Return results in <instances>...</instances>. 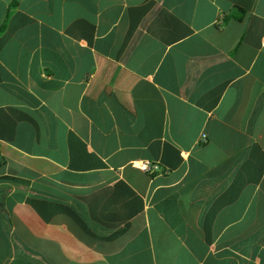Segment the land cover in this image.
<instances>
[{
	"label": "crops",
	"instance_id": "obj_1",
	"mask_svg": "<svg viewBox=\"0 0 264 264\" xmlns=\"http://www.w3.org/2000/svg\"><path fill=\"white\" fill-rule=\"evenodd\" d=\"M0 199V264H264V0H0Z\"/></svg>",
	"mask_w": 264,
	"mask_h": 264
},
{
	"label": "built area",
	"instance_id": "obj_2",
	"mask_svg": "<svg viewBox=\"0 0 264 264\" xmlns=\"http://www.w3.org/2000/svg\"><path fill=\"white\" fill-rule=\"evenodd\" d=\"M202 139H204V136H202ZM133 165L150 174L156 173L160 170L159 164L151 160H136L133 162Z\"/></svg>",
	"mask_w": 264,
	"mask_h": 264
},
{
	"label": "trees",
	"instance_id": "obj_3",
	"mask_svg": "<svg viewBox=\"0 0 264 264\" xmlns=\"http://www.w3.org/2000/svg\"><path fill=\"white\" fill-rule=\"evenodd\" d=\"M243 13H244V10L240 7H237L235 12L231 16H234V17L240 19Z\"/></svg>",
	"mask_w": 264,
	"mask_h": 264
},
{
	"label": "water",
	"instance_id": "obj_4",
	"mask_svg": "<svg viewBox=\"0 0 264 264\" xmlns=\"http://www.w3.org/2000/svg\"><path fill=\"white\" fill-rule=\"evenodd\" d=\"M2 205L1 199H0V206Z\"/></svg>",
	"mask_w": 264,
	"mask_h": 264
}]
</instances>
